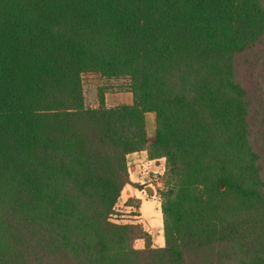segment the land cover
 Returning <instances> with one entry per match:
<instances>
[{
  "label": "trees",
  "instance_id": "16d2710c",
  "mask_svg": "<svg viewBox=\"0 0 264 264\" xmlns=\"http://www.w3.org/2000/svg\"><path fill=\"white\" fill-rule=\"evenodd\" d=\"M262 42L264 0H0V264H264L239 72ZM87 72L128 79L133 105L107 108L106 84L87 108ZM144 150L166 159L162 248L112 221Z\"/></svg>",
  "mask_w": 264,
  "mask_h": 264
},
{
  "label": "rangeland",
  "instance_id": "374dc122",
  "mask_svg": "<svg viewBox=\"0 0 264 264\" xmlns=\"http://www.w3.org/2000/svg\"><path fill=\"white\" fill-rule=\"evenodd\" d=\"M243 60L241 59L239 66L240 77L243 86L255 100L253 129L257 149L261 159H264V153L262 154V148L264 152V42L258 45L255 52H250V56L245 58V61ZM87 81L88 78L85 76V82L87 83ZM105 83L111 85V92L120 93L125 91L124 86L129 83V80H112ZM262 165L264 168V162ZM131 171L130 184L125 187V192L122 193L116 205L112 221L117 224H131L132 221H140L139 223L146 229L153 228L156 239L160 234V228H162L164 238L159 193L164 188L165 169H132ZM148 188L153 190V195H149ZM130 194H134V196L129 198ZM134 246L136 249H144V241L137 240Z\"/></svg>",
  "mask_w": 264,
  "mask_h": 264
},
{
  "label": "crops",
  "instance_id": "0c3cea01",
  "mask_svg": "<svg viewBox=\"0 0 264 264\" xmlns=\"http://www.w3.org/2000/svg\"><path fill=\"white\" fill-rule=\"evenodd\" d=\"M85 76H87L88 78L87 83L85 82ZM82 79H83V86H84L85 99H86L85 105L89 109H97L100 106L98 91L100 88H103L106 85L105 83L106 81L102 78V76L99 73H94V72L84 73L82 75ZM133 103H134V99L132 93L126 90L120 93L111 92V91H107L105 93V105L107 108H114L118 106H131L133 105ZM145 120H146V131H147L148 141L149 143H152L155 139L156 128H157L155 113H147L145 116ZM127 164L129 169V175L132 174L131 171L132 169H166L165 158L152 160L149 158L148 152L146 150L135 152L128 155ZM127 186H129V184ZM124 192H125V188L122 193ZM133 196L134 194H130L129 198ZM139 222L140 221H135V222L132 221L131 224H141ZM145 230L152 235L154 248H162L165 246V238H163L162 235V228H160V234L157 239L154 237L153 228L149 227L147 229L145 228ZM144 248H145V242H144Z\"/></svg>",
  "mask_w": 264,
  "mask_h": 264
},
{
  "label": "water",
  "instance_id": "95a60500",
  "mask_svg": "<svg viewBox=\"0 0 264 264\" xmlns=\"http://www.w3.org/2000/svg\"><path fill=\"white\" fill-rule=\"evenodd\" d=\"M149 195H153V190H151L150 188L147 189Z\"/></svg>",
  "mask_w": 264,
  "mask_h": 264
}]
</instances>
